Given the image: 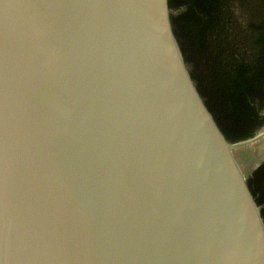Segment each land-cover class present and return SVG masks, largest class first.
<instances>
[{"label":"water","instance_id":"obj_1","mask_svg":"<svg viewBox=\"0 0 264 264\" xmlns=\"http://www.w3.org/2000/svg\"><path fill=\"white\" fill-rule=\"evenodd\" d=\"M170 0H0V264H264V217Z\"/></svg>","mask_w":264,"mask_h":264},{"label":"trees","instance_id":"obj_2","mask_svg":"<svg viewBox=\"0 0 264 264\" xmlns=\"http://www.w3.org/2000/svg\"><path fill=\"white\" fill-rule=\"evenodd\" d=\"M194 80L230 142L264 127V0H170ZM264 217V162L248 177Z\"/></svg>","mask_w":264,"mask_h":264},{"label":"rangeland","instance_id":"obj_3","mask_svg":"<svg viewBox=\"0 0 264 264\" xmlns=\"http://www.w3.org/2000/svg\"><path fill=\"white\" fill-rule=\"evenodd\" d=\"M260 132H264V127ZM234 153L248 178L264 162V133L256 140L235 148Z\"/></svg>","mask_w":264,"mask_h":264}]
</instances>
